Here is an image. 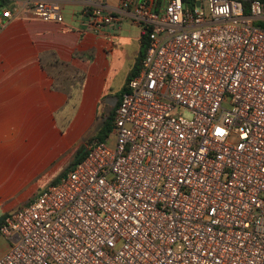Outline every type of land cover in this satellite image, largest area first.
<instances>
[{
  "label": "built area",
  "instance_id": "obj_1",
  "mask_svg": "<svg viewBox=\"0 0 264 264\" xmlns=\"http://www.w3.org/2000/svg\"><path fill=\"white\" fill-rule=\"evenodd\" d=\"M63 0H0V26ZM88 29L148 34L84 155L0 222V264H264V1L84 0Z\"/></svg>",
  "mask_w": 264,
  "mask_h": 264
},
{
  "label": "crops",
  "instance_id": "obj_2",
  "mask_svg": "<svg viewBox=\"0 0 264 264\" xmlns=\"http://www.w3.org/2000/svg\"><path fill=\"white\" fill-rule=\"evenodd\" d=\"M84 4L63 0L61 21L24 12L0 26V213H11L56 180L61 156L70 153L69 167L73 164L85 142L82 133L115 109L135 63L141 26L128 13L115 11L119 22L88 29ZM134 38L138 49L124 70L125 80L108 111L99 114L124 45ZM0 237L2 253L10 239Z\"/></svg>",
  "mask_w": 264,
  "mask_h": 264
},
{
  "label": "rangeland",
  "instance_id": "obj_3",
  "mask_svg": "<svg viewBox=\"0 0 264 264\" xmlns=\"http://www.w3.org/2000/svg\"><path fill=\"white\" fill-rule=\"evenodd\" d=\"M255 24H257L255 22ZM126 25H123L122 28H124ZM126 47V51L123 52V57L122 59L119 61V67L118 69H116L115 75H113L111 77V79L108 80L107 82V89L105 91V95H104V99L103 101L100 103L99 105V114L100 112H106L108 111V107L114 103L115 101V91L117 90V88H120L121 85L123 84L124 80H125V73L124 70L127 68V66L132 63L131 60L132 59V54L133 52H135L134 54H136L137 49H138V40L136 38H134L133 40H131L128 44L124 45ZM102 120L103 117L102 116H98L97 118H95V120L89 125V127L87 128V130H85L82 135H81V140L82 141H86L89 137L94 136L97 134L101 124H102ZM114 134L111 132L109 135H107L104 139L106 141L107 144H113L114 142ZM81 145H79V147L77 148V150L80 148ZM76 150V151H77ZM70 153H67L63 156H61L60 159V173H64L69 165H70ZM9 212V211H7ZM0 213V217H4L5 215H7L8 213ZM2 236V235H0ZM1 238V237H0Z\"/></svg>",
  "mask_w": 264,
  "mask_h": 264
},
{
  "label": "trees",
  "instance_id": "obj_4",
  "mask_svg": "<svg viewBox=\"0 0 264 264\" xmlns=\"http://www.w3.org/2000/svg\"><path fill=\"white\" fill-rule=\"evenodd\" d=\"M249 1L250 0H242L243 2V6H244V11L247 13L249 11ZM264 1V0H263ZM185 3L187 4H194V0H184ZM257 23L261 26H264V21L263 20H255L254 23ZM147 44H148V34L146 31L141 30V34H140V43H139V49H138V55L137 58L135 60L134 65L131 67V69L129 70V73L127 75L126 81L133 75L135 74L141 64V59L145 53V50L147 48ZM126 84V83H125ZM125 89V85L123 86V88L121 89L118 98L120 97L122 91ZM113 115H114V108L111 109L110 112H108V114L105 116V118L103 119L102 125L100 127V129L98 130L97 134L94 136L89 137L90 138H98V139H104L109 132L111 131V127H112V123H113ZM85 151L83 146H81L75 154V158L73 160V163L77 160H79L80 158L83 157Z\"/></svg>",
  "mask_w": 264,
  "mask_h": 264
}]
</instances>
